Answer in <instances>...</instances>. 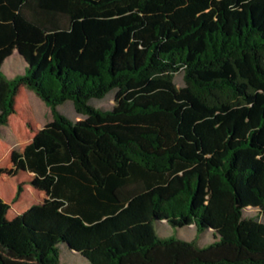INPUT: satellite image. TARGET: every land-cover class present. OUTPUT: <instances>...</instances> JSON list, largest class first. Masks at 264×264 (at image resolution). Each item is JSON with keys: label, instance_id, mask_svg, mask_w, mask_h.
Wrapping results in <instances>:
<instances>
[{"label": "trees", "instance_id": "trees-1", "mask_svg": "<svg viewBox=\"0 0 264 264\" xmlns=\"http://www.w3.org/2000/svg\"><path fill=\"white\" fill-rule=\"evenodd\" d=\"M14 49L24 72L9 78ZM23 87L53 120L27 124L13 162L48 199L10 216L23 184L0 197V250L36 264H61V247L90 264H264V0H0V137ZM111 92L112 108L91 104Z\"/></svg>", "mask_w": 264, "mask_h": 264}, {"label": "rangeland", "instance_id": "rangeland-1", "mask_svg": "<svg viewBox=\"0 0 264 264\" xmlns=\"http://www.w3.org/2000/svg\"><path fill=\"white\" fill-rule=\"evenodd\" d=\"M3 71L9 78L22 75V72H24V61L19 56L18 49H14L11 55L4 60ZM175 81L178 87L183 86L182 73L176 75ZM115 94L116 92H111L106 98L94 100L91 104L99 109H110L115 105ZM17 105L21 109L20 115L12 117L9 126L4 131L3 137L0 138V169L4 171L0 176V197L7 202H11L16 194L17 185L21 183L24 186L22 199L18 203L12 204L10 216L15 215V213H23L36 204V202H43L48 199L46 191L35 189L29 184L32 179L31 175L18 167L19 158L16 159L14 164L13 154L21 155L25 146L34 137L33 131L27 126L28 123L34 129H41L52 121L53 115L51 109L36 93L26 87L21 89ZM59 110L72 120H80L71 102L60 105ZM248 213L254 214L255 211L248 210ZM156 229L162 237L175 236L187 241L196 240L200 246H206L214 241L211 232H206L203 235L198 234L194 227L186 231L178 230L177 232L167 225H163L161 229L157 225ZM0 258L5 264H36L31 258H15L2 250H0ZM60 262L61 264H90L86 259H81L77 255H74V253L65 247L60 248Z\"/></svg>", "mask_w": 264, "mask_h": 264}, {"label": "crops", "instance_id": "crops-1", "mask_svg": "<svg viewBox=\"0 0 264 264\" xmlns=\"http://www.w3.org/2000/svg\"><path fill=\"white\" fill-rule=\"evenodd\" d=\"M13 117V116H12ZM12 117L10 118V121H11V119H12ZM53 120V119H52ZM76 120H78V119H76ZM10 124V123H9ZM9 126V125H8ZM8 126H6L5 128H4V131L7 129V127ZM3 134H4V132H3ZM3 134L1 135V137L0 138H2L3 137Z\"/></svg>", "mask_w": 264, "mask_h": 264}]
</instances>
